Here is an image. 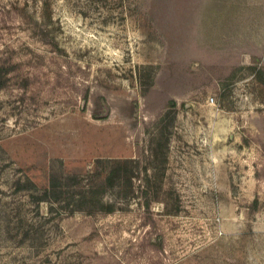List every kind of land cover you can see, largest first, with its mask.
Listing matches in <instances>:
<instances>
[{"label": "rangeland", "instance_id": "374dc122", "mask_svg": "<svg viewBox=\"0 0 264 264\" xmlns=\"http://www.w3.org/2000/svg\"><path fill=\"white\" fill-rule=\"evenodd\" d=\"M257 6L0 0V264H264Z\"/></svg>", "mask_w": 264, "mask_h": 264}, {"label": "trees", "instance_id": "16d2710c", "mask_svg": "<svg viewBox=\"0 0 264 264\" xmlns=\"http://www.w3.org/2000/svg\"><path fill=\"white\" fill-rule=\"evenodd\" d=\"M122 170V168L121 167H118V168H115L114 169V171L112 172V175H109V177H108V182H110V184L111 183H113V177H115V173L116 172H120ZM60 183L55 179V178H53L52 179V183H51V185H50V189L52 190V192L54 193V194H57L58 192H60L59 190H60Z\"/></svg>", "mask_w": 264, "mask_h": 264}, {"label": "crops", "instance_id": "0c3cea01", "mask_svg": "<svg viewBox=\"0 0 264 264\" xmlns=\"http://www.w3.org/2000/svg\"><path fill=\"white\" fill-rule=\"evenodd\" d=\"M240 4H242L243 8L252 9L255 5L257 7H261V4H264V0H238Z\"/></svg>", "mask_w": 264, "mask_h": 264}, {"label": "built area", "instance_id": "2783aa9c", "mask_svg": "<svg viewBox=\"0 0 264 264\" xmlns=\"http://www.w3.org/2000/svg\"><path fill=\"white\" fill-rule=\"evenodd\" d=\"M211 101H212V103H214V101H215L214 98H211Z\"/></svg>", "mask_w": 264, "mask_h": 264}]
</instances>
